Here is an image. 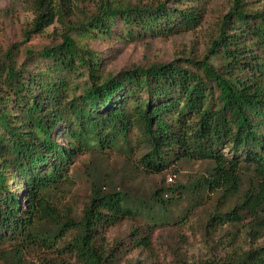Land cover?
<instances>
[{"label":"trees","instance_id":"obj_1","mask_svg":"<svg viewBox=\"0 0 264 264\" xmlns=\"http://www.w3.org/2000/svg\"><path fill=\"white\" fill-rule=\"evenodd\" d=\"M208 1L97 0L88 11L76 0H32L34 18L24 39L0 51L1 261L27 264L29 249L51 247L71 233L67 245L78 263L112 264L127 245L113 248L105 235L140 218L141 209L127 193L93 183L77 219L59 195L80 157L124 148L132 156L139 153L136 162L147 176L178 172L184 162L209 164L189 185L154 190L163 209L189 192L201 200L206 193L220 194L225 212L216 210L210 223L247 220V248L233 246L224 256L183 264H264V243L256 244L264 238V3L230 0L201 59L108 72L91 46L192 31ZM252 3L262 5L256 9ZM55 24L52 43L40 50L26 46ZM244 169L255 172L256 182L242 194ZM156 214L146 215L147 226H132L133 247L152 251L151 232L171 221L169 210ZM43 223L55 230L41 234Z\"/></svg>","mask_w":264,"mask_h":264},{"label":"rangeland","instance_id":"obj_2","mask_svg":"<svg viewBox=\"0 0 264 264\" xmlns=\"http://www.w3.org/2000/svg\"><path fill=\"white\" fill-rule=\"evenodd\" d=\"M76 1L80 7L88 11L93 10L97 4V0ZM128 1L151 5L165 0ZM261 2L264 3V0ZM205 5L201 24L192 31L156 38L146 37L131 42L118 38L100 40L91 46L105 59L104 64L108 72H118L122 68L134 65L148 66L186 58L201 59L229 11L230 0H209ZM261 5L251 4L256 9ZM33 8L32 0H0V51H6L9 46L24 39V32L34 18ZM57 27L59 25L55 24L46 34L32 37L26 46L40 50L52 43ZM25 50L26 48L22 47L17 51V61L20 64L25 61ZM215 62L219 64L218 59ZM32 68L35 69V63L30 65V69ZM138 158L139 153L132 156L124 148L106 150L103 153L95 151L93 154L82 156L70 172L67 190L59 195L60 201L67 202L77 219L83 215V210L88 204L93 183L106 185V192L116 190L127 193L133 206L136 204V207L141 209L140 218L125 220L109 229L105 235L108 244L113 248L121 243L127 245L125 252L112 264H183L184 261L192 263L195 260L208 259L211 255L224 256L233 246L247 248L250 245L245 228L247 220L246 223L234 226L220 223L214 225L215 221L210 223V217L217 212L216 210L220 213L225 212L223 205L227 204V201H222L220 194L209 196L206 193L201 200L200 196L189 192L186 199L174 202L165 209L154 198V190L161 186L189 185L197 177L206 174L209 169L208 163L184 162L178 167V172L170 171L162 175L147 176L139 169L136 162ZM241 178L242 194L255 187L256 174L252 169L242 170ZM165 210L170 211L171 221L163 227H155L151 232L152 251L133 247L130 240L131 231L134 229L132 226L135 223L141 228L147 226V214L153 213L157 216V212L164 214ZM53 230H55L53 224L39 225L41 234H49ZM70 238L71 233L54 242L51 247L43 245L32 247L25 253L27 264H81L70 253L67 245ZM263 243L264 238L256 244ZM9 261L11 262V259ZM0 264L5 263L0 260Z\"/></svg>","mask_w":264,"mask_h":264}]
</instances>
